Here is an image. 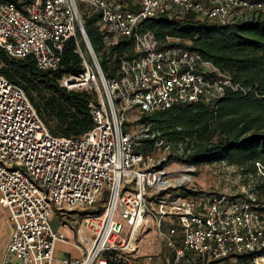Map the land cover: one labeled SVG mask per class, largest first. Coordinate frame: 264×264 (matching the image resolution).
<instances>
[{"label": "built area", "instance_id": "obj_1", "mask_svg": "<svg viewBox=\"0 0 264 264\" xmlns=\"http://www.w3.org/2000/svg\"><path fill=\"white\" fill-rule=\"evenodd\" d=\"M82 5L100 12L97 25L105 44L134 37L135 55L120 58L112 76L104 74L88 41ZM183 12L228 24L264 12V0L0 3L1 49L15 58H32L42 70H55L65 41L73 37L82 70L63 74L60 85L95 95L90 130L78 137L56 136L24 90L0 73V205L11 225L0 264H55L57 242L69 239L52 227V213L92 208L102 194V211L86 213L80 221L90 235L86 249L74 244L80 254H65L59 264H107L104 253L136 257L151 225L160 264H215L239 255L264 264V200L257 188L260 184L264 192V163H254L257 181L249 179L240 196H179L170 188L181 186L184 176L170 179L164 156L156 159L136 149L147 130L138 122L142 113L175 104L211 105L227 88H236L199 52L159 47L152 32L138 30L143 19ZM132 124L140 125L138 134ZM156 148L169 152L162 139Z\"/></svg>", "mask_w": 264, "mask_h": 264}, {"label": "trees", "instance_id": "obj_2", "mask_svg": "<svg viewBox=\"0 0 264 264\" xmlns=\"http://www.w3.org/2000/svg\"><path fill=\"white\" fill-rule=\"evenodd\" d=\"M28 1L31 0L0 3ZM81 9L83 27L100 67L106 76H112L120 58L135 55L134 37L123 36L115 44H105L97 25L100 12L85 5ZM138 30L152 32L159 47L178 45L199 52L228 75L236 88H227L211 105L175 104L142 113L138 122L146 125L147 130L138 139L136 149L152 152L155 142L162 139L169 144V153L186 164L221 162L255 174L254 163H264V12H251L247 18L228 24L196 18L190 13H173L143 19ZM81 70L73 37L65 41L55 70H42L32 58H15L0 48V73L24 90L56 136L78 137L93 126L90 102L95 101L94 93L67 89L59 82L63 74ZM257 188L264 200L260 184ZM170 189L173 195L196 194L185 186ZM105 197L102 194L86 213L101 212ZM260 208L264 210V205ZM103 255L107 264H136L127 255Z\"/></svg>", "mask_w": 264, "mask_h": 264}, {"label": "rangeland", "instance_id": "obj_3", "mask_svg": "<svg viewBox=\"0 0 264 264\" xmlns=\"http://www.w3.org/2000/svg\"><path fill=\"white\" fill-rule=\"evenodd\" d=\"M131 131L138 134V127L132 124ZM156 159L164 156L165 160L162 163L163 168L167 171L168 177L175 180L178 177L184 176L181 186H185L196 192L195 195L200 194H212V193H229L231 195L242 194L241 190L249 179H252V183H256L257 177L255 174L245 173L242 168L237 166L227 165L224 163H200V164H186L183 161H179L171 153H165L161 148H154L150 153ZM192 195V194H191ZM64 215L59 211H54L51 216V224L55 230L61 231L67 239L68 243L57 242L55 248L56 261L55 264H59L57 259L63 255H79L80 251L74 246L77 244L81 249H86L90 235L82 225L81 219L88 212L90 208L72 207L63 208ZM11 229L10 221L7 216L6 210L0 205V257L4 248L6 239ZM139 235L136 236V238ZM156 235L154 233V227L151 225L150 232H147L139 243V250L143 253H139L134 258L136 264H160V257L162 253H159L160 245L156 242ZM161 250L163 247L160 248ZM146 254H151L152 259H147ZM215 264H251V259L248 256L242 258L229 257L221 260Z\"/></svg>", "mask_w": 264, "mask_h": 264}, {"label": "crops", "instance_id": "obj_4", "mask_svg": "<svg viewBox=\"0 0 264 264\" xmlns=\"http://www.w3.org/2000/svg\"><path fill=\"white\" fill-rule=\"evenodd\" d=\"M73 256H77V255H73Z\"/></svg>", "mask_w": 264, "mask_h": 264}]
</instances>
